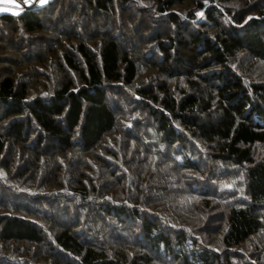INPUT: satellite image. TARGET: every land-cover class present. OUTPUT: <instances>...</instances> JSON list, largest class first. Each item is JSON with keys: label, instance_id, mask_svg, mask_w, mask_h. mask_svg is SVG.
Returning <instances> with one entry per match:
<instances>
[{"label": "trees", "instance_id": "1", "mask_svg": "<svg viewBox=\"0 0 264 264\" xmlns=\"http://www.w3.org/2000/svg\"><path fill=\"white\" fill-rule=\"evenodd\" d=\"M0 264H264V0L0 15Z\"/></svg>", "mask_w": 264, "mask_h": 264}, {"label": "crops", "instance_id": "2", "mask_svg": "<svg viewBox=\"0 0 264 264\" xmlns=\"http://www.w3.org/2000/svg\"><path fill=\"white\" fill-rule=\"evenodd\" d=\"M37 3L40 4L39 1ZM18 4L21 5L18 0H0V15L13 14L16 11H20V8L17 7Z\"/></svg>", "mask_w": 264, "mask_h": 264}, {"label": "snow or ice", "instance_id": "3", "mask_svg": "<svg viewBox=\"0 0 264 264\" xmlns=\"http://www.w3.org/2000/svg\"><path fill=\"white\" fill-rule=\"evenodd\" d=\"M33 2H34V0H23V4L24 5H28L29 7H31V5H32ZM47 2H48V0H39V3L41 5H43V4L47 3ZM17 7L20 8L21 11L23 10L22 6L19 5V4L17 5ZM13 14L14 15H20V11H16ZM198 15L203 16V13H198ZM249 19H252V18L249 17ZM228 186L231 187V185H228Z\"/></svg>", "mask_w": 264, "mask_h": 264}, {"label": "rangeland", "instance_id": "4", "mask_svg": "<svg viewBox=\"0 0 264 264\" xmlns=\"http://www.w3.org/2000/svg\"><path fill=\"white\" fill-rule=\"evenodd\" d=\"M20 1H22L23 2V0H20ZM39 0H34V2L32 3V5H34L35 3H37ZM51 0H48V2L47 3H49ZM21 2V5H22V8H23V10L25 9V7H29L28 5H24L23 3ZM47 3H45V4H47ZM45 4H43V5H45ZM21 11V10H20Z\"/></svg>", "mask_w": 264, "mask_h": 264}]
</instances>
